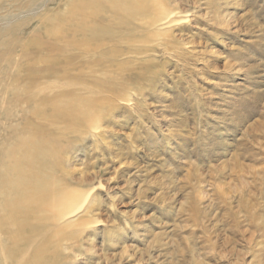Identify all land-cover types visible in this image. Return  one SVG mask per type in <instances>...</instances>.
I'll return each instance as SVG.
<instances>
[{
	"label": "rangeland",
	"instance_id": "1",
	"mask_svg": "<svg viewBox=\"0 0 264 264\" xmlns=\"http://www.w3.org/2000/svg\"><path fill=\"white\" fill-rule=\"evenodd\" d=\"M32 1L0 0V192L29 195L40 177L82 206L59 221L44 208L38 234L0 229V264L45 245L41 264H264V0H153L151 28L130 0H100L104 18L88 15L95 0ZM77 16L114 37L83 46L89 30L60 23ZM69 101L87 114L32 115Z\"/></svg>",
	"mask_w": 264,
	"mask_h": 264
},
{
	"label": "bare ground",
	"instance_id": "2",
	"mask_svg": "<svg viewBox=\"0 0 264 264\" xmlns=\"http://www.w3.org/2000/svg\"><path fill=\"white\" fill-rule=\"evenodd\" d=\"M88 1H90V0H88ZM109 2H111V3H113V5H119L120 3V1L119 0H108ZM123 1V0H122ZM122 1H121V4H122ZM128 1V0H127ZM35 0H33L32 1V3H30V6H32V5H35ZM76 2H78V1H76ZM91 2V1H90ZM90 2H89V5H90ZM104 2H106V0L104 1ZM94 5L93 6H89L90 8H92V10L90 11V12H88V15H94V17L95 16H97L96 14H98V13H100L99 11L101 10V8H103L104 6H102V3H101V1L99 0H95V1H93L92 2ZM124 3V2H123ZM130 3L132 4V5H134L133 6V8L128 12L127 11V13L129 14H127L126 13V16L128 15L129 17L131 16V17H133V16H138L139 15V18L140 19H138L141 23H142V25H147L149 28H151L153 25H155L156 24V22H157V20H152L151 19V10L153 9V7L154 6H156L157 8H159V7H161L164 3H154V1L153 0H130ZM83 4V3H82ZM84 4H85V2H84ZM107 4V3H106ZM109 4V3H108ZM73 6H74V4H73ZM87 6V7H88ZM111 6V5H110ZM120 6V5H119ZM122 6V5H121ZM94 7V8H93ZM130 7H132V6H130ZM129 7V8H130ZM98 8V9H97ZM110 8V7H109ZM108 8V9H109ZM105 8H103V10H104ZM111 9V8H110ZM155 9V8H154ZM84 11L83 12V14L82 15H84V14H86L85 13V8H84V10H83V8L82 9H80V12H82V11ZM102 10V11H103ZM114 12H116V11H114ZM120 12V11H119ZM122 12V11H121ZM120 12V13H121ZM105 13V12H104ZM125 13V12H124ZM80 14V13H79ZM103 15V13H100V15ZM117 14H119V13H117ZM122 14V13H121ZM174 13L173 12H171L170 14H168V15H165V16H163L162 17V15H161V17L159 18L161 21H163V20H166L167 18H169V17H173L174 15H173ZM107 15H109V14H107ZM110 15H112V14H110ZM172 15V16H171ZM85 16V15H84ZM106 16V15H105ZM118 16V15H117ZM127 16V17H128ZM141 16V17H140ZM90 17V16H89ZM98 17V16H97ZM101 18H102V16H100ZM126 17V18H127ZM56 18V17H55ZM79 18V16H77V18L75 17V19H66V20H60V23H64V24H67V25H69L72 29H74L75 31L77 30V29H81L82 27V31H84V32H87L88 30V32H87V34L86 35H80V37L81 36H84L83 37V39H84V42H80V43H82V45L84 46V44H86V45H89V46H92V45H95V46H98V47H100L101 48V46L103 47V44H102V42H101V40H102V38L105 36V35H108V34H113L115 31H113V30H111V31H113V33H109V29H108V26L109 25H107V27L106 26H103V25H93V26H88V28H85V26H84V24H83V22H85L84 20H83V22L81 23V21H79V20H77ZM87 18V17H86ZM103 18H104V15H103ZM59 19V18H58ZM80 19V18H79ZM82 19V18H81ZM121 19V18H120ZM130 19H132V18H130ZM135 19H137V18H135ZM55 20H57V19H55ZM98 20V19H97ZM106 20V19H105ZM109 20H111L110 18H109ZM113 20V19H112ZM123 20V19H122ZM133 20V19H132ZM131 20V21H132ZM98 21H100V20H98ZM113 21H116V20H113ZM123 21H125V20H123ZM176 21V20H175ZM51 22V21H50ZM102 22V21H101ZM122 22V21H121ZM133 23L134 22H136V21H132ZM59 23V24H60ZM102 23H104V22H102ZM106 23V22H105ZM104 23V24H105ZM112 23V22H111ZM123 23V22H122ZM126 23H127V21H126ZM126 23H124V25L122 26V27H124L125 26V24ZM137 23V22H136ZM136 23H134V24H136ZM107 24H108V21H107ZM140 24V23H139ZM53 25V24H52ZM61 25V24H60ZM88 25V24H87ZM137 25H138V23H137ZM49 26H51V25H49ZM131 26H134V25H131ZM53 27V26H52ZM59 27V28H58ZM56 26V28L55 27H53V29H51L52 30V32H51V37L52 36H54V37H56V39H58V37H60L61 35H63V28L62 27H60V26ZM65 27V26H64ZM111 27V26H110ZM113 27V26H112ZM111 27V28H112ZM127 27V26H126ZM66 28V27H65ZM125 28V27H124ZM68 29H70V28H68ZM132 29V28H131ZM74 31V32H75ZM82 31H80V32H82ZM91 31V32H90ZM149 31V30H148ZM70 32V31H69ZM73 32V33H74ZM117 33V32H116ZM115 33V35L117 36V34ZM120 33V32H119ZM81 34V33H80ZM76 35V34H75ZM67 36V35H66ZM78 36V35H77ZM109 36V35H108ZM107 36V37H108ZM113 37H114V35H112ZM110 37V36H109ZM62 38V37H61ZM65 38V37H64ZM63 38V39H64ZM71 38V41H72V36L70 37ZM69 38V39H70ZM73 38H75V36H73ZM76 39H77V37H76ZM82 39V40H83ZM107 39V38H106ZM110 39V38H109ZM117 39V38H116ZM118 39H120V38H118ZM80 39H78L77 41H79ZM62 41H65V40H62ZM70 40H68L67 42H71ZM81 41V40H80ZM119 41V40H118ZM84 43V44H83ZM115 43V42H114ZM72 45H73V43H71ZM75 44V43H74ZM79 44V43H78ZM38 45V44H37ZM85 45V46H86ZM108 45V44H107ZM110 45V44H109ZM114 45V44H113ZM43 46V45H42ZM111 47V46H110ZM79 48H82V49H84L83 47H80L79 46ZM92 48V50L94 51V49H93V46L91 47ZM95 48V47H94ZM116 48V47H115ZM130 48H132V47H130ZM137 48H139V47H137ZM142 48V47H141ZM87 49V48H86ZM97 49V51L99 50L98 48H96ZM85 50V49H84ZM83 50V51H84ZM120 50V49H119ZM140 49H136V52L138 53V51H139ZM82 51V50H81ZM88 51H89V49H88ZM118 51V50H117ZM91 53H93V52H91ZM123 53V52H122ZM97 54L100 56L99 58H100V60L98 61L99 63H102V61H106V59H104L103 60V58H110V59H112V61H114L115 62V60L117 59V55H116V53H115V51L112 49V50H110L109 51V55H104L103 53H101L100 51H99V53L97 52ZM133 54V53H132ZM119 55H120V53H119ZM135 55V54H134ZM95 56H97V55H95ZM62 59L64 58V59H66L65 57H61ZM68 59V58H67ZM66 59V60H67ZM56 59H53V58H51V57H48V56H46L45 58H43V61H47V62H49V63H51L52 65H50V66H52V67H49L47 70H48V72L49 73H51V72H54V64L57 62V61H55ZM60 61V60H59ZM65 61V60H64ZM64 61H61V62H64ZM96 61V60H95ZM92 62H94V61H92ZM114 62H111L109 65H111L112 63H113V65H114ZM58 63V62H57ZM95 63V62H94ZM89 65V64H88ZM92 66H93V64H91ZM96 65V64H95ZM105 65H107V64H105ZM88 67V66H87ZM93 68H94V66H93ZM46 70V71H47ZM29 80V81H28ZM28 80H26V82L28 83V84H33L34 83V80L31 78V79H28ZM109 84V83H108ZM114 87H115V84H114ZM100 88V87H99ZM83 100V99H82ZM48 106H52V105H50V102H48V103H45V107H48ZM89 104L87 103V102H84V101H80V102H78V101H76V102H72L71 101V103H70V101L69 102H66L65 104H63V105H61L60 107H59V109H58V111H59V114H57V115H48V114H45L44 112H41V110H38V109H36V110H34V111H32V115H37L38 117H42V118H46V119H48L49 121H51V122H53V123H58L59 121H60V119H62L63 121H64V119L65 118H67V117H70V118H72L73 120H75V119H77V118H81V117H83V116H85L86 114H87V110L89 109ZM3 112H4V110H3ZM1 114V113H0ZM4 119H6L7 118V116H8V112H4V113H2V115H1ZM33 135V134H32ZM35 136V138H36V135H34ZM5 138V137H4ZM4 138H1V139H4ZM34 140V139H33ZM3 141V140H2ZM35 141V140H34ZM40 146V145H39ZM37 147V146H36ZM43 148V147H42ZM31 149H33V147L31 148ZM35 150H37V148H34ZM39 150H40V147L38 148ZM34 150V151H35ZM44 151V150H43ZM42 151V152H43ZM39 152V151H38ZM7 155V151L5 150V149H3L2 151H1V153H0V159H4L5 158V156ZM20 177V176H19ZM16 178V177H15ZM40 178V177H39ZM36 179L39 183H34L33 184V186H32V191H31V193L29 194V195H23V194H20V195H18V191L17 190H12L11 189V191H3L2 193L0 192V211L1 212H3V215L2 216H0V229L1 230H3V231H6V232H9V229H7V228H4L6 225H8V226H10V228L11 229H13V230H16V231H25V230H31V231H33L34 233H36V234H38V233H40V232H42V229H40V227L38 228V226H34V224L32 223V221L35 219H37V220H39L40 219V217H41V214L40 213H42V214H44L43 213V210H44V208H46L45 210H47L46 212H49V211H51V210H56V211H54V219L53 220H55V221H59V220H64V219H67L68 217H70L71 215H73L78 209H80L81 208V206L82 205H71V203H68L67 201H61L60 203L58 202V200H57V198H58V196L59 195H61L62 193H61V191H59L58 192V194L55 192V189H54V184H55V181L53 182V180H47V182H46V180L44 181V180H42V182L41 181H39L40 179ZM17 179V178H16ZM45 179H46V177H45ZM16 181V180H15ZM27 182V180L26 179H22V180H20L19 179V182H21V183H19L18 182V184H20V186L24 183H26ZM17 182V181H16ZM15 182V183H16ZM3 183H5V182H3ZM11 184V183H10ZM17 184V183H16ZM27 184V183H26ZM22 187V186H21ZM5 188V187H4ZM19 189H22V188H19ZM31 189V188H30ZM67 196H69V199H71V198H74V197H78L79 198V200L80 199H82L83 200V202H86L88 199H89V196L87 195V197H85L83 194H80V193H78V194H76V193H73V192H68V193H66V192H64ZM63 193V194H64ZM60 197V196H59ZM49 200H53V201H55V200H57L56 201V203H51V204H49ZM48 203V204H47ZM46 205H48L47 207H46ZM43 206H45V207H43ZM41 208H43V209H41ZM49 208V209H48ZM44 218L45 219H48L49 217H45L44 216ZM9 221H11V222H9ZM44 246V245H43ZM46 246V245H45ZM44 246V247H45ZM44 247H42V249L44 248ZM41 248L38 250V252H37V256L32 260V264H41V259H42V257H44V255H45V251L46 250H44V251H41L42 250ZM2 252H3V255H4V258H6V259H8V258H10L12 255H14L16 252H14L13 251V249H5V250H2Z\"/></svg>",
	"mask_w": 264,
	"mask_h": 264
}]
</instances>
